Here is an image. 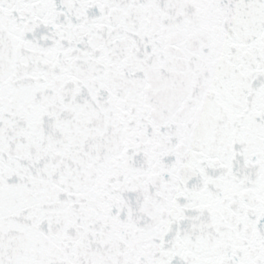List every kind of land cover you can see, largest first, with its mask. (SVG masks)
Returning <instances> with one entry per match:
<instances>
[{
	"label": "snow or ice",
	"instance_id": "6c2138e0",
	"mask_svg": "<svg viewBox=\"0 0 264 264\" xmlns=\"http://www.w3.org/2000/svg\"><path fill=\"white\" fill-rule=\"evenodd\" d=\"M0 264H264V0H0Z\"/></svg>",
	"mask_w": 264,
	"mask_h": 264
}]
</instances>
